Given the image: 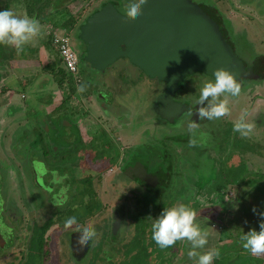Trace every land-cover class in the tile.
Masks as SVG:
<instances>
[{"label":"flooded vegetation","instance_id":"obj_1","mask_svg":"<svg viewBox=\"0 0 264 264\" xmlns=\"http://www.w3.org/2000/svg\"><path fill=\"white\" fill-rule=\"evenodd\" d=\"M77 1L0 0V9L17 16L18 4L26 5L27 15L41 23L42 28L46 26L43 48L55 57L53 64L60 70L56 84L58 103L54 106L55 93L48 81L42 84L38 100L45 106H54V111L43 120L33 119L31 123L25 116L18 121L20 92H14L13 87L25 89L21 101L37 96L36 92L30 93L34 71L39 68L44 80L48 79L52 64L40 61L31 42L19 54L11 45H0V264H197L196 257L187 256L191 247L187 240L176 241L175 252L169 254L167 248L158 247L151 239L152 218L177 203L195 210L194 223L207 222V243L199 254L219 249V256L212 261L215 264L227 244H235V239L241 244L242 233L235 222L228 221V213L242 210V219L246 211L243 203L248 198L245 179L232 181V186L231 181L224 180L225 176H232L226 169L264 161V145L260 141L261 133L264 135V43L253 36L247 45L245 36H240L250 16L256 14L245 0H241V5L231 4L229 14L221 12L213 0L199 4L187 0L220 35L239 74L234 78L240 92L228 97L229 113L207 120L197 116L200 105L194 101L204 84L199 77L212 80L210 75L194 72L167 92L166 82L146 77L127 59L119 58L104 72L84 62L91 71L89 78L84 79L79 68L87 46L79 39L80 28L101 7L111 4L124 16L128 4L101 0L82 18V13L68 10ZM55 34L66 35L75 50V77L67 73L52 43ZM24 60L30 63V70L20 77L18 61ZM81 85L83 91H78ZM107 90L115 96L114 102L107 101ZM130 98L131 103L127 100ZM242 110L247 111L248 121L256 123L246 137L232 131ZM57 111H62L58 129L53 122ZM189 122L197 125L191 131ZM260 146L263 156L257 152ZM214 159L219 160L220 181L210 176L208 163ZM202 161L206 168L200 165ZM194 163L198 172L187 175L186 167ZM263 172L264 168L261 177ZM173 178L182 193L172 194L163 207L158 206L160 203L154 199L161 198V186ZM217 183L221 188L216 187ZM260 183H264V177ZM232 193L235 196L226 201L225 196L231 197ZM152 202L156 206L153 209ZM233 203H237L235 209ZM150 210H155V214ZM69 216H76L78 224L90 222L96 229L95 239L87 246L77 243L76 225L65 227L64 220ZM142 230L147 231L145 239ZM230 255H248L249 264H264V254H249L241 245L232 248ZM242 262L239 260V264Z\"/></svg>","mask_w":264,"mask_h":264},{"label":"water","instance_id":"obj_2","mask_svg":"<svg viewBox=\"0 0 264 264\" xmlns=\"http://www.w3.org/2000/svg\"><path fill=\"white\" fill-rule=\"evenodd\" d=\"M80 30L79 39L87 46L81 60L92 69L104 72L125 58L146 77L166 82L167 92L194 72L212 76L213 69H225L239 75L220 35L187 0H146L131 18L107 4Z\"/></svg>","mask_w":264,"mask_h":264},{"label":"clouds","instance_id":"obj_3","mask_svg":"<svg viewBox=\"0 0 264 264\" xmlns=\"http://www.w3.org/2000/svg\"><path fill=\"white\" fill-rule=\"evenodd\" d=\"M146 0H131L127 5L125 17L138 16L141 6ZM39 32V22L27 14L23 16L14 15L7 9H0V45H11L17 54L23 51V47L33 39ZM213 79L207 81L200 88L199 96L194 103L200 105L197 110L199 118L214 120L227 115L230 111L228 97H235L240 92V85L225 69H213ZM78 91H83V86H78ZM248 113L242 110L238 118L232 124V131L241 137H246L252 130L253 124L246 119ZM197 125L189 122L187 127L191 131ZM232 196H225V200H231ZM235 209L237 203H233ZM255 214V208L252 209ZM262 218L259 222V231L249 229L240 235L241 247L251 254L264 253V211L259 213ZM195 210L183 203L163 208L151 221V239L160 248H167L178 240H187L190 243V250L187 252L189 258L196 257L197 264H212V261L219 256L215 248L209 249L203 254H198L196 249L202 248L207 243L208 233L202 230L194 219ZM65 227L76 225V240L79 246H87L95 239L97 233L92 223H77L76 216H69L64 220Z\"/></svg>","mask_w":264,"mask_h":264},{"label":"rangeland","instance_id":"obj_4","mask_svg":"<svg viewBox=\"0 0 264 264\" xmlns=\"http://www.w3.org/2000/svg\"><path fill=\"white\" fill-rule=\"evenodd\" d=\"M102 1H104V0H102ZM117 1L124 2V3H127V4H129L131 2V0H117ZM191 1L196 3V4H199L201 2L207 3V0H191ZM77 2H75V4L72 3L71 6L68 7V10L71 11L72 13H75V12L82 13L81 14L82 18L87 16V14H90L93 9H95L97 6H99L101 4L100 3L101 0H79ZM213 2H214V5H218V8L220 9V11L225 13V14H229V11H232V5L231 4H234V5L241 4L240 0H213ZM245 2L249 6L252 7V9H253L254 13L256 14V16H253V15L250 16L251 19H248V21L245 23L246 24L245 25V30L240 34V36L241 35L245 36L247 45H250L249 43H250V41H252L251 39H253V36H256L257 38H260L263 41V43H264V0H245ZM77 4H79V5L77 6ZM235 7H237V6H235ZM15 9L18 10V12H19L18 7L15 8ZM13 10H14V8H13ZM237 11H238L237 13L240 15V10H237ZM82 18H81V20H82ZM251 21H253V23H251ZM45 27L46 26H44L42 29H44ZM72 45H73V43H72ZM252 47H253V45H252ZM74 48L77 49L78 47L74 46ZM39 57L41 58L40 61H42L43 63L47 62V60H48L45 57V55L44 56L40 55ZM35 65H37V64L35 63ZM79 69H80V73L83 75L84 79H88L89 78V73L91 71H89V69L86 67V65L84 64V62L82 60H81V64H80V68ZM42 73L43 72L39 68L35 69V71H34V76L35 77L33 78V82L31 84L30 93H33V94L35 92H36L35 94L40 93L38 91L39 90L38 87H40V85L42 86L43 83L45 84V81H48L49 82L48 83V87H51L52 91H54V93H55L53 95L54 98L52 99V101L54 102V106H55L58 103V101H59V97L57 95L58 91L56 89V83L52 82L50 78H48V79L46 78L44 80ZM119 76L120 75H118V77ZM199 78L201 79L200 81H202L204 83L207 82V80H208L205 77H199ZM120 79H121L122 82L126 83L125 79L122 78V76H120ZM208 81H210V80H208ZM10 85L12 86L14 84H10ZM41 89H43V88H41ZM12 90L14 92L18 93V92H20L23 89H22V87L20 88L18 86V87H13ZM105 94L107 96V101L110 100V101L114 102V98H113L114 95L112 94L111 90L105 91ZM32 98H34V96H32ZM90 98L91 97H89L88 99H90ZM6 100H7V102H9L7 98H6ZM72 100H73L72 104L75 105L76 101H74V99H72ZM127 100H129L130 103L132 102L131 98L127 99ZM22 106H24V103H22ZM54 106L46 105L48 111L53 110ZM142 112H145V111L141 110V113ZM24 115H25V113H23V111L18 112V121H22V119L25 118ZM251 123H253V125L256 124L255 122H252V121H251ZM256 132H257V136L259 137V134H260L259 131L257 130ZM62 133L64 135V132H62ZM260 139H261L260 140L261 141V145H264V135L262 133L260 135ZM258 149H257V152L259 151L258 154H261L263 156V154H262L263 153L262 152L263 151L262 150V146H260V148H258ZM157 154H159V149H158ZM211 155H213V154H211ZM218 161L219 160L214 159V160H212V161H210L208 163L210 165L208 167L211 169L210 176L214 175L215 181H220L219 175H220L221 172L219 171L218 166H217V164H219ZM194 164L195 165H188L186 167L187 175H190L191 173H197L198 172L199 169L197 170L196 163H194ZM200 165H203V167L206 168V166H205L203 161L200 163ZM263 168H264V161L258 160L254 164L251 163L250 165H246V163H243V164L239 165L236 168H232L230 170L226 169V172L228 174L232 175V176H225L224 180H226L228 182L231 181L230 182L231 185L234 186V184H232V181L239 180L241 182V181H243L245 179L244 188H245V186L247 187L248 198L246 199V202L243 203L244 206H246V211H245V214L243 215L242 219H241L242 210L240 211V213L238 212V210L235 211L234 213H231V212L228 213L229 216H230V217H228V221L231 222V223L235 222V226L238 227V231L240 233H242V232L246 233L249 229H253V230L259 231V226L258 225H259V222L262 219L260 217L259 213L261 211H264V183H260V180L264 177V176L261 177V174H262L261 171L263 170ZM41 172H44L43 168L41 169ZM258 174H260V176ZM175 181H176V178L170 179L167 184H165L164 186H161L160 191H162V196H161L160 199H154L155 196H154V198L150 197V199H154V201L156 203H160L158 206L163 207L164 202L172 194H174L175 196H179L180 193H182L181 189L179 190V188H178V186L180 184H178V183L175 184ZM216 185H217L216 186L217 188H221V185L219 183H217ZM173 188L175 189L176 192H173ZM181 188H183V187H181ZM147 199H148V196L145 197V200H147ZM185 200H186V198H185ZM153 202H152L151 207H150L151 209L156 207L153 204ZM147 203H148V201H147ZM217 203L218 202L215 201L214 205L218 206L219 204H217ZM166 206H164V207H166ZM253 208H255V210H256L255 214L252 211ZM216 211L217 210H215V212ZM150 213L155 214V210H150ZM196 224L202 230L207 231V232L209 231L206 221L198 220V223H196ZM124 232H126V231L124 230ZM141 232H142V238H144L146 233H147V231L146 230H142ZM122 233H123V231L121 230L120 231V236L122 235ZM142 241H145V240L142 239ZM235 242H236L235 244H227V246L225 248V251H224V253H222V256H221L220 260L219 259L215 260V262H214L215 264H239V260H242L243 261L242 263H244V264H249L251 262V259H250V257L248 255H246V256H244V255L243 256H232V255H230L232 253V248H234L235 246L240 247V245H241L240 242L237 241V239H235ZM10 245H9V247H10ZM173 245L167 247V250L169 251V254H171L172 252H175L176 248ZM201 251H202V248L196 249V252L198 254ZM218 251H219V249H218ZM171 256H173L174 258L178 257L175 254H172ZM178 259H181V257H178ZM183 264H188V262L187 263L183 262Z\"/></svg>","mask_w":264,"mask_h":264},{"label":"crops","instance_id":"obj_5","mask_svg":"<svg viewBox=\"0 0 264 264\" xmlns=\"http://www.w3.org/2000/svg\"><path fill=\"white\" fill-rule=\"evenodd\" d=\"M18 5H19L18 6V9H19L18 16H23V15L27 14V6L24 4H18ZM238 5H241V4H238ZM42 26L43 25H41V23H40L38 34L35 37H33V39L29 42H31L32 45L34 46V48L37 49L39 56L45 55V57L48 59L47 60L48 63H49V61L51 62L52 68H51V73H50L51 74L50 79L52 82H55L57 84V82L59 80V73H58V69H56L57 66L53 64L54 62H56V60H55V57H53V55L50 56V53L43 48V46H44V44H43L44 43L43 31H44V29H42ZM29 66H30V63L25 61V60L23 62L18 61V75L20 77L25 76V74H27V72H29V70H30V69H27V67H29ZM22 89L23 90H21L19 93L20 95L25 94L24 93L25 89L24 88H22ZM38 89H39L38 91L40 92V93H38L39 95L37 94V96H34V98H31L26 102H25V100L21 101L20 95L18 97V112L23 111V113H25L24 116H26L28 121H30L31 123H32L33 119L43 120L45 118V116H47V118H48L51 111H54V110L48 111L47 107L45 106L44 103H38L39 96L41 95V90H42L41 85H40V87H38ZM22 103H24V106H22ZM61 116H62V111L60 113H59V111H57V114H54V117H53L54 127L57 129L59 127V120H60ZM50 117H51V115H50ZM50 123H52V120ZM247 253H249V252L247 251ZM261 254H264V253H261Z\"/></svg>","mask_w":264,"mask_h":264},{"label":"built area","instance_id":"obj_6","mask_svg":"<svg viewBox=\"0 0 264 264\" xmlns=\"http://www.w3.org/2000/svg\"><path fill=\"white\" fill-rule=\"evenodd\" d=\"M52 43L56 47L67 73L75 77L78 70V58L70 46L69 38L64 34H55Z\"/></svg>","mask_w":264,"mask_h":264},{"label":"trees","instance_id":"obj_7","mask_svg":"<svg viewBox=\"0 0 264 264\" xmlns=\"http://www.w3.org/2000/svg\"><path fill=\"white\" fill-rule=\"evenodd\" d=\"M60 72V70L58 71V73Z\"/></svg>","mask_w":264,"mask_h":264}]
</instances>
